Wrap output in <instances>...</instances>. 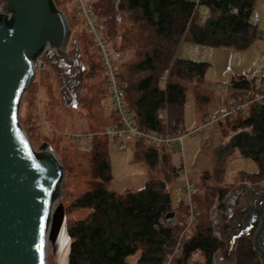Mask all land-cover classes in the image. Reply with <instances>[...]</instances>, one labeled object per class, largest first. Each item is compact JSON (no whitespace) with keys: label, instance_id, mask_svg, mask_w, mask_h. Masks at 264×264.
Instances as JSON below:
<instances>
[{"label":"trees","instance_id":"obj_1","mask_svg":"<svg viewBox=\"0 0 264 264\" xmlns=\"http://www.w3.org/2000/svg\"><path fill=\"white\" fill-rule=\"evenodd\" d=\"M255 1L118 0L120 9L128 11L136 23H142L150 31L149 42L136 55L137 59L123 64L125 68L120 71L121 77L128 83L129 111L140 129L163 132L166 129L163 120L166 109L169 129H179L184 123V109L190 90L195 94L197 109L203 110L211 100L204 83L209 64L178 58L179 44L185 37L199 46L246 50L262 38L260 29L251 22ZM53 6L57 8L54 0ZM110 7L106 4L104 11L107 9L109 12ZM197 9L201 11L195 17ZM117 18L118 15H115ZM167 71L169 78L164 90L161 78ZM228 90L245 93L242 96L256 91L246 76L233 79ZM224 123L231 125L235 135L221 146L217 161L223 164L235 150H239L242 156L256 162L258 172H240L238 179L250 184L263 182L264 102L253 105L245 117L227 119L216 126ZM140 145H147L143 150L144 161L151 171L158 169L159 174L150 175L141 190H129L119 195L107 189L113 179L108 137L92 141V167L98 186L78 196L72 204L74 209L90 210L91 214L89 218L68 227L73 241L70 264H128L127 258L137 253H140L137 264H165L177 246L185 229L184 221L172 226L167 224L166 216L173 212L177 219L168 186L179 176L182 167L173 166L167 149L142 141L135 142L133 149ZM35 156L40 158L39 154ZM203 180H211L210 175L206 174ZM230 190L221 186L204 200L209 208L213 198L218 200V209L224 212L223 219H226L225 202ZM59 197L57 190L53 199ZM199 206L202 210L205 208ZM180 209H185L187 217V208L181 206ZM198 223L199 220L197 231L182 244L173 264H189L197 253L205 257L206 264H213L215 255L226 247V243L216 236L212 225ZM235 256V264H260L251 240L245 237L238 240Z\"/></svg>","mask_w":264,"mask_h":264},{"label":"rangeland","instance_id":"obj_2","mask_svg":"<svg viewBox=\"0 0 264 264\" xmlns=\"http://www.w3.org/2000/svg\"><path fill=\"white\" fill-rule=\"evenodd\" d=\"M86 1L93 6L94 11L96 7L100 14L95 11L103 20L104 37L118 55L119 71L124 70L125 67L122 65L135 61L136 55L149 42L147 38L150 31H147L142 23H136L128 11L120 9L118 0ZM54 2L65 14L70 25L71 39L67 48L69 59L56 52L52 56L43 55L42 66L38 68L34 80L23 97L19 119L33 148L40 152L42 145L49 144L62 164L65 174L56 208L60 204L64 205L67 224L70 227L79 220L89 218L91 214L90 210L74 209L73 202L78 196L98 186L93 174L92 148L86 149V142L82 140L80 143L77 136L94 134L96 139H104L106 137L103 133L104 129L114 123L116 115L100 56L84 27L77 4L74 0H54ZM4 4L5 0H0V12L4 10ZM106 4L111 5L109 12L107 9L104 11ZM200 11L201 9H197L195 17L199 16ZM115 15H118L117 20ZM251 22L260 29L262 38L244 51L227 47L199 46L185 37L177 49V57L180 59L209 64L204 83L211 100L203 110L199 111L195 94L190 90L184 109V123L179 128L185 135L184 170L198 189V195L195 197L196 208L200 213L198 225L214 227L215 221L225 220L224 212L218 209V200L213 198L210 208L204 202L212 191L218 190L221 186L228 187L231 189L230 195L244 183L243 179H238L240 172L248 174L258 172L256 162L242 156L239 150H235L223 164L217 161V153L221 146L230 142L235 135L231 125L224 123L194 132L199 124L206 119H212L224 106L230 94L228 87L233 79L246 76L248 81H253L255 85L260 84L261 74L264 71V0L255 1ZM162 88L165 90L163 86ZM146 148L147 145H140L136 150L125 151L120 149L115 138L108 137V156L113 178L107 186L108 190L119 195H124L129 190L136 192L144 187L150 175L158 176L159 170L151 171L144 161L143 150ZM168 152L173 166L181 167L183 164L181 157ZM206 174L210 175L211 180H203ZM260 183H252L253 188L257 189ZM168 190L178 219H174L175 224L184 221L185 225L188 218L185 175L180 174L168 186ZM199 205L205 208L202 210ZM181 206L187 208V217H185V209H180ZM214 229L216 232L220 231L217 226ZM196 231L195 226L185 234L182 232L179 240V242L182 240L181 246ZM245 238L251 240L252 236ZM223 240L226 247L215 255L213 264H235L237 243L230 249L227 237ZM139 257L140 253L132 255L127 258V263L137 264ZM47 260L48 264H57L51 243L47 250ZM189 264H206V259L202 254L197 253L190 259Z\"/></svg>","mask_w":264,"mask_h":264},{"label":"water","instance_id":"obj_3","mask_svg":"<svg viewBox=\"0 0 264 264\" xmlns=\"http://www.w3.org/2000/svg\"><path fill=\"white\" fill-rule=\"evenodd\" d=\"M70 39L68 19L53 0H5L0 12V264H48L49 243L57 264H70L73 241L66 209L62 204L56 208L58 199H53L61 191L64 169L49 144L40 152L33 148L19 119L36 76L33 63L44 54L69 59ZM238 191L226 199L230 222L222 223L216 236L228 237L233 248L244 218L260 216L252 246L264 264V193L248 183ZM235 208H243L242 213Z\"/></svg>","mask_w":264,"mask_h":264},{"label":"built area","instance_id":"obj_4","mask_svg":"<svg viewBox=\"0 0 264 264\" xmlns=\"http://www.w3.org/2000/svg\"><path fill=\"white\" fill-rule=\"evenodd\" d=\"M77 4L78 12L83 18L84 27L91 36L94 46L100 56L102 68L105 74L108 90L112 100V106L116 115L115 123L107 126L104 129V135L106 137L115 138L119 143V147L125 151H132L133 145L137 141H142L148 145L165 148L168 151L177 154L181 157L182 168L179 171L180 174H184L186 177V193L188 196L186 207L188 208V218L185 222L186 231L193 229L196 226V222L200 216L197 211V204L195 197L198 195V189L192 181L189 174L184 170L185 164V151H184V138L185 135L181 129L171 130L168 127V111L167 109L163 113V120L166 125V129L159 132L145 131L138 127L134 117L129 111L127 105V88L128 83L121 77L118 68V55L113 50L107 39L103 35V20L95 13L93 6L86 0H74ZM13 16L9 13V18ZM48 48L46 49V51ZM37 62L33 63L36 74L38 68H41V58ZM169 71L161 78L162 86L166 89L168 84ZM229 92V90H228ZM264 102V71L261 74V81L259 88L249 96L235 97L230 95L225 101L224 106L218 111V113L212 119H206L202 124L194 130L202 131L214 125H218L226 121L227 119H235L238 117H245L249 109L256 103ZM96 135L94 134H83L78 135L77 140L85 141L86 149L91 150V144ZM184 170V171H183ZM183 171V172H182ZM175 218L166 219L167 224L176 225ZM182 241V240H181ZM181 241L178 242L174 251L169 255L165 264H173L174 259L177 256L178 251L181 247Z\"/></svg>","mask_w":264,"mask_h":264},{"label":"flooded vegetation","instance_id":"obj_5","mask_svg":"<svg viewBox=\"0 0 264 264\" xmlns=\"http://www.w3.org/2000/svg\"><path fill=\"white\" fill-rule=\"evenodd\" d=\"M264 183V181L263 182H261L260 183V186L259 187H257V189L256 188H254V190L255 191H257V192H260V193H263L264 192V188L262 187V184ZM248 184H250V183H248ZM251 185V187L253 186L252 184H250ZM254 187V186H253ZM239 190V189H238ZM238 192L239 191H235L233 194H238ZM232 194V193H231ZM227 199V198H226ZM226 204H227V207H228V202H227V200H226ZM241 209H243V208H235V212L238 214V213H242L241 211ZM251 217V215H248V216H246L245 218H244V220H243V226H242V228H241V230H239V231H237L235 234H238L237 236H238V238H236V240H235V244L238 242V240L241 238V237H246V236H252L253 237V234H254V232H255V230H256V228L258 227V224H259V221H260V216L257 218V219H255L254 221H252V219L250 218ZM224 222H230L229 220H228V218H227V215H226V219L225 220H218V221H215V226H217V227H219L220 228V231H221V224L222 223H224ZM236 224H238V225H241V222H240V219H238L237 220V222H236ZM220 231H217V232H220ZM216 232V233H217ZM223 238H226L225 236H222L221 237V241H224L223 240ZM248 238V237H247ZM252 240V239H251ZM227 241L229 242V244H230V240H229V238L227 237ZM225 242V241H224ZM252 242V241H251ZM234 244V245H235ZM230 248V247H229ZM231 249V248H230ZM260 261V260H259ZM260 264H262V262L260 261Z\"/></svg>","mask_w":264,"mask_h":264},{"label":"crops","instance_id":"obj_6","mask_svg":"<svg viewBox=\"0 0 264 264\" xmlns=\"http://www.w3.org/2000/svg\"><path fill=\"white\" fill-rule=\"evenodd\" d=\"M249 81H250V80H249ZM250 82H251V87H252L254 90H255V89L257 90V89L259 88L260 84H259V85H255V84L253 83V81H250ZM228 88H229V87H228ZM229 93H230L229 96L232 95V96H235V97H240V96H242L243 94H245V93H242V94H241L240 92L237 93V92H234V91H229ZM239 93H240V94H239ZM229 96H228V97H229ZM115 121H116V119H114V123H115ZM243 184H245V183H243ZM243 184H242V185H243ZM249 185H250V184H249ZM250 186H251V185H250ZM252 187H253V186H252ZM237 191H238V190H237ZM232 193H234V192H232ZM263 193H264V192H263ZM173 207H174V206H173ZM214 227H215V226H214Z\"/></svg>","mask_w":264,"mask_h":264}]
</instances>
